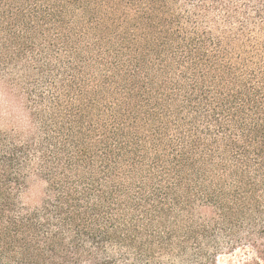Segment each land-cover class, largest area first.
<instances>
[{
  "label": "trees",
  "instance_id": "16d2710c",
  "mask_svg": "<svg viewBox=\"0 0 264 264\" xmlns=\"http://www.w3.org/2000/svg\"><path fill=\"white\" fill-rule=\"evenodd\" d=\"M0 80V264H264V0H0Z\"/></svg>",
  "mask_w": 264,
  "mask_h": 264
},
{
  "label": "rangeland",
  "instance_id": "374dc122",
  "mask_svg": "<svg viewBox=\"0 0 264 264\" xmlns=\"http://www.w3.org/2000/svg\"><path fill=\"white\" fill-rule=\"evenodd\" d=\"M10 122V91L7 83L0 80V124L4 125ZM44 183L37 177H31L28 182L26 199L36 201L41 197ZM252 251L246 248H239L234 252L224 254L221 260L225 264H243L252 258Z\"/></svg>",
  "mask_w": 264,
  "mask_h": 264
}]
</instances>
